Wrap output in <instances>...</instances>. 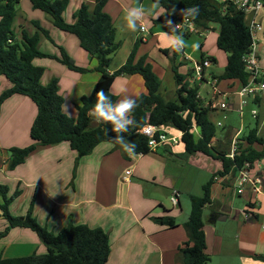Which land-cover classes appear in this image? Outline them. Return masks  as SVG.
<instances>
[{
  "label": "crops",
  "instance_id": "crops-1",
  "mask_svg": "<svg viewBox=\"0 0 264 264\" xmlns=\"http://www.w3.org/2000/svg\"><path fill=\"white\" fill-rule=\"evenodd\" d=\"M83 1L95 3V0H70L67 8V10L71 8L69 21H74L73 13ZM153 3L156 2L154 0H109L105 10L112 16L114 25L121 18V24L128 29L125 21L127 11L138 5H144L146 9H150ZM164 10L159 4L156 10L146 16L142 21L146 30L135 32L129 30L130 35H133L132 47L138 39L142 40V35H145V40H142L138 48L137 58L147 55L161 81L160 72L166 69L156 64L151 52L154 47L168 57H173L174 52L163 42L162 32H168L169 29L152 23V19L161 15ZM252 19L263 24V29L257 34L255 48L259 63L264 69V8L258 13L247 15L249 23ZM34 20L50 30L55 43L38 29L33 23ZM13 28L19 40L22 38L23 29L31 35L39 32L38 45L42 51L59 54L58 45H62L79 66L90 69L87 72H78L69 69L57 59L48 57L36 58L33 61L34 64L45 67L42 77L44 84L53 77L59 78V92L64 97L63 109L68 115L76 118L78 115L76 104L80 102L83 95L93 91L100 78L101 73L95 70L98 59L82 48L80 39L75 34L59 29L47 13L34 9L30 0H20L19 12L15 17ZM117 30L115 26V34ZM173 34L181 35L185 42V48L175 57V63L179 66L180 72L187 73L189 69H192L194 64L201 60L203 53H206V57L210 55L217 59L220 50L217 45L219 25L211 24L209 29L199 30L187 36L177 31ZM162 49H169V53L166 54ZM124 62L116 67H110V72L115 71ZM186 65L189 66L188 71H181V67ZM210 67L206 69V76ZM214 74L217 73L211 71L208 76L220 90L222 101L228 102V109L210 104L211 119L217 125L225 127V132L219 136L216 135L211 145L218 151L228 150L230 152L234 134L237 131H241V135L246 132H243L242 127L238 128L232 123L224 125L222 121H215L212 114L219 111L239 113L238 91L243 83L237 78L217 81ZM10 86V81L4 75H0V94ZM111 89L118 96L117 100L122 98L121 93L133 99L141 93H147L145 81L140 74L117 76ZM209 100L205 105H209ZM216 101L219 100L216 99ZM248 102L252 109L258 111L257 116L252 115V117L256 119L258 135L264 138V93L249 98ZM37 112L36 104L28 96L22 94L12 95L1 106L0 185L9 187L8 194L13 189H21L22 193L17 198L22 200L25 195L23 208L28 210L29 205L34 201V215L41 224L55 232L70 223H86L92 227H103L110 234L111 242V253L107 264H181L176 256L179 247L188 240V232L185 227L186 221L179 222L177 218L183 211L181 206L184 196L193 195L190 182L186 185L184 180L179 188H173V192H178L179 202L177 205L173 204L172 208L167 207L163 196L157 193L146 196L141 183L143 180H153L157 183L159 177L163 176L168 180L170 178L171 186L176 187L180 179L176 174L168 171L167 157L154 149L156 151L154 153L134 154L126 158L121 149L115 148L113 142L104 141L76 164L77 152L68 142L64 141L53 145H39L25 162L11 169L7 149L14 146H28L33 142L30 130ZM239 116L243 120V115L239 113ZM170 129L174 132L177 130L173 127ZM181 143L184 144L182 141L177 145L168 143L159 147L174 154ZM243 144L248 145L245 142ZM254 147L263 150L264 143L255 144ZM184 152L185 145L180 150V154L185 156ZM197 154L213 157L197 152L189 154L188 158H193ZM202 160L207 163L206 157ZM222 168V160H216L214 174ZM127 171L131 173L128 175ZM236 173L230 172L225 176L215 177L212 185V202L204 207L206 252L211 257L207 264H264V259L259 258L264 247V157L257 159L252 165L253 175L260 180L259 192L247 184L244 192L238 193ZM123 182H126V190ZM36 203H38L37 208ZM165 214L174 216L178 226L168 228L153 219V216ZM32 231L25 227H15L2 238V240L9 238L10 235L27 237V240L6 243L14 246V250L19 252L13 256L31 253L21 252L27 246L32 253L38 251V253H45V249L47 251L42 241L33 233L35 231ZM30 244L36 246L38 251L30 248ZM0 255L12 257V255Z\"/></svg>",
  "mask_w": 264,
  "mask_h": 264
},
{
  "label": "trees",
  "instance_id": "trees-1",
  "mask_svg": "<svg viewBox=\"0 0 264 264\" xmlns=\"http://www.w3.org/2000/svg\"><path fill=\"white\" fill-rule=\"evenodd\" d=\"M30 1L34 9L47 13L56 27L75 34L80 39L82 48L98 59L95 70L101 75L93 91L83 95L76 104L77 117L68 115L63 109L64 97L59 92V78L53 77L44 84L42 77L45 67L36 65L33 61L36 58L48 57L57 59L69 69L78 72H87L90 69L79 66L62 45H58L59 54L42 51L38 45L39 32L31 35L23 29L22 38L19 40L13 24L19 12L20 0H0V75H4L11 83V86L0 94V109L4 101L14 94L28 96L38 109L30 130L33 142L28 146H14L7 149L10 168L14 169L25 162L39 145H53L64 141L77 152L76 164L104 141L113 142L115 148L121 149L123 156L128 158L130 154L114 141L117 133L112 130V126L95 122L87 113L93 108L96 92L100 89H104L113 101L118 99L111 89L117 76L140 74L145 81L147 93H141L135 98L138 104L133 113L136 124L130 127L128 133L122 134L137 145L135 154H147L152 151L148 144L149 138L140 131L145 124L151 123L173 127L182 132L185 155L201 152L219 158L223 162V168L204 184L203 195H191V212L185 223L188 240L179 247L176 256L181 264H207L211 257L206 252L203 214L204 207L212 202V185L217 175L236 173L245 161L253 165L257 159L264 157V149L258 150L254 147L255 144L264 143V138L258 135V127L255 126L240 136L238 153L234 159L228 156L230 153L228 150L218 151L211 145L217 132V124L210 117L211 105H205L198 96L199 84L190 82L189 77L193 70L190 69L187 73L179 71V66L175 63L177 56L175 50L172 69L177 83V98L165 99L160 93L161 78L148 60V56L137 58L141 39L134 43L127 60L115 71L110 72L111 56L119 48V43L115 39L112 16L105 10L109 0H95L94 4L83 1L73 13L74 21H68L64 17L70 0ZM159 4L165 10L160 17L152 19L154 25H164L166 18L175 22L183 17L181 10L198 5L199 16L195 20L189 18L196 23L199 30L209 29L212 23H217L219 25L217 45L227 53L225 70L220 74H214V78L217 81L237 78L243 85L249 82L250 71L244 56L251 50L253 38L244 11L237 9L227 0H159ZM33 23L55 43L49 29L41 26L37 20ZM176 31L182 32L177 29ZM184 34L187 36L189 33ZM162 50L166 54L169 53V49ZM206 56V53H203L201 59ZM208 57L216 63L217 59L214 56ZM243 142L248 145L244 146ZM8 191L7 185H0V193L4 199L0 204L2 211L0 216L8 221L5 229L0 231V240L12 228L25 227L38 234L45 243L47 251L17 257L0 255V264H107L111 253V242L110 234L103 227L70 223L55 232L41 224L34 215V201L25 214L13 215L10 212V204L22 193V190L17 188L11 197H8ZM153 219L168 228L178 226L176 218L170 214L153 216ZM259 258L264 259V256L261 255Z\"/></svg>",
  "mask_w": 264,
  "mask_h": 264
},
{
  "label": "rangeland",
  "instance_id": "rangeland-1",
  "mask_svg": "<svg viewBox=\"0 0 264 264\" xmlns=\"http://www.w3.org/2000/svg\"><path fill=\"white\" fill-rule=\"evenodd\" d=\"M70 7L65 12V19L70 20ZM215 26H218L217 23H212ZM118 30L115 35L116 42L119 43V48L115 53L112 54V62L110 67H116L125 60H127L131 50H132V36L129 33V29H126L121 24V18H119L115 25ZM209 41H212V39H209ZM151 56L154 58L156 64L158 66L165 67L166 70L163 69L161 73L162 76V87L160 88V93L165 99H175L177 98V83L175 79V74L173 69H171V66L173 65V59L172 57L166 56L163 52H161L157 47H154V49L151 52ZM227 63V53L224 50H219L217 55V62L212 63L213 65L208 70V75L211 71H214L217 74H220L225 70V66ZM189 66L186 65L185 67H181V71H188ZM190 71V69H189ZM206 76L208 80L211 79L209 76ZM213 92V88L211 83H207V81L204 82V84L200 87V93L202 96L203 103H207V101L210 99ZM219 98H217L219 101H222L221 94H218ZM212 118L215 121H222L224 125H228L229 123H232L236 127H242L243 132H248L251 128L256 126V119L252 117V107L251 104L248 102V104L244 107V114H243V120H241L239 113L236 111H219L216 114H212ZM225 132V127L217 125V132L216 135L219 136ZM184 147V144H180L179 147L176 149V152L174 154H170V152H166L165 148L158 147L155 150H158L157 152L160 154H163L167 157L166 164L168 165V171L171 173L176 174L179 177V181L177 182V186L173 187L171 186L169 180L165 179L163 176H160L159 179L155 183L153 180H143L142 183V189L144 191V194L146 196H149L150 194L157 193L164 198V202H166V206L172 208L173 202H172V195H173V188H179L181 184L184 183V180L186 181L185 184L188 185L190 182V187L192 189L193 195L202 196L204 193L203 186L207 183L208 180L211 179V177L214 175V166L217 161H220L219 158L215 157H207L202 154H197V156H193V158H188L190 155H183L180 154V150ZM155 150L151 152H156ZM150 153V152H149ZM203 157L207 158V163L202 160ZM203 184V185H202ZM123 186L126 190V182H123ZM15 190L13 189L9 194L8 197H11L14 194ZM22 200H18V198L13 200L10 204V212L13 215H21L25 214L27 212V209H24V202H25V195ZM182 201L181 208L183 211L181 212V216L177 218L179 222H187L189 219V215L191 212V196L188 195L184 196ZM4 199L0 193V203L3 202ZM30 206V205H29ZM38 206V203H36V208ZM161 211V209H160ZM34 212V208H33ZM41 218V217H40ZM8 221L3 216H0V231L4 230L7 226ZM33 232V231H32ZM39 239L40 237L36 232H33ZM9 234V233H8ZM2 240V239H1ZM0 240V241H1ZM17 240H27V237H21V236H14L10 235L9 238L3 239L0 242V254L4 255H12V257L15 254H18V251L14 250V246H9L6 243L8 241L15 242ZM41 240V239H40ZM42 241V240H41ZM44 247L46 248L45 243L42 241ZM30 248H34L33 250H36V246L30 244ZM18 249V248H16ZM4 250V251H3ZM4 252V253H2ZM22 253H29L32 251L27 246L25 249L21 251ZM39 252V251H38ZM46 252V249H45ZM26 254V255H30ZM26 255H19V256H26Z\"/></svg>",
  "mask_w": 264,
  "mask_h": 264
},
{
  "label": "built area",
  "instance_id": "built-area-1",
  "mask_svg": "<svg viewBox=\"0 0 264 264\" xmlns=\"http://www.w3.org/2000/svg\"><path fill=\"white\" fill-rule=\"evenodd\" d=\"M227 1L233 3L237 7V9L244 11L246 13V16L251 13H258V11L264 8V0ZM174 24L176 25V29L182 31L183 33L192 34L197 33L199 31V28L197 27L196 23L189 17L187 19L183 17L179 18L174 22ZM249 24L252 32L253 45L251 50L244 56V61L246 62L248 70L250 71L249 82L245 85H242L238 91V95L240 96L238 111L241 116L243 115L244 107L248 103L249 98L257 96V94L259 93H264V69L259 63V57L255 48V43L258 38L257 34L263 29V24L260 21H257L256 19H252ZM143 30H146L145 26ZM142 40H145V35H142ZM212 63L213 62L209 57H205L204 59H201L200 61L196 62L192 67L193 73L190 77V82L192 84L197 83L200 87L204 84L205 81H207V83H211L213 88V94L211 95V100H209L208 104L220 106L222 109H228L227 101H216L217 95L220 94V90L217 88L215 82H210V80H208V78L206 77V69L210 67ZM198 96L201 97L200 91ZM212 101L216 104H212ZM257 114L258 111L256 109H252V115L256 117ZM140 131L149 138L148 144L151 150H154L157 147L168 143L170 145H177L182 142V132H180L179 130H176V132H174L170 129V127L158 126L151 123H147L142 127ZM240 136L241 131H237V133H235L232 138V146L228 156L233 159L238 153ZM130 173L131 171H127L128 175ZM236 178L238 193H243L247 184H250L255 191H260V180L253 175L252 164L249 161H245L244 165L238 168ZM172 202L174 205H177L179 202L177 191H175L172 195ZM262 255L264 256V247L262 250Z\"/></svg>",
  "mask_w": 264,
  "mask_h": 264
},
{
  "label": "clouds",
  "instance_id": "clouds-1",
  "mask_svg": "<svg viewBox=\"0 0 264 264\" xmlns=\"http://www.w3.org/2000/svg\"><path fill=\"white\" fill-rule=\"evenodd\" d=\"M159 7V0L153 3L150 9H146L144 5H138L130 8L125 14L126 26L129 30L135 32L143 30L142 23L146 16ZM200 13L198 5L181 10L183 18L191 17L195 20ZM160 17L157 15L156 18ZM164 27L169 29L168 32H162L163 42L177 53H181L185 48V42L181 35H174L176 32V25L170 19H165ZM122 98L113 101L112 97L107 94L104 89L96 92V102L87 115L95 122L100 124H110L112 130L117 133L114 141L121 145L123 150L130 155L135 154L137 145L130 142L125 135L129 132L130 127L135 126L136 121L133 118L134 110L138 107L137 101L121 93ZM70 114V113H69Z\"/></svg>",
  "mask_w": 264,
  "mask_h": 264
}]
</instances>
